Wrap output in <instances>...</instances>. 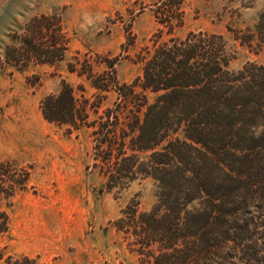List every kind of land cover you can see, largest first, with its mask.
<instances>
[{
	"label": "rangeland",
	"instance_id": "rangeland-1",
	"mask_svg": "<svg viewBox=\"0 0 264 264\" xmlns=\"http://www.w3.org/2000/svg\"><path fill=\"white\" fill-rule=\"evenodd\" d=\"M263 15L264 0H0V163L9 180L29 175L24 189L0 200L10 216V229L0 237V264L24 258L33 264H147L136 252V237L119 230L118 221L134 210L150 212L158 184L140 176L109 189L96 158L95 128L48 122L42 101L68 84L93 124L116 108L118 94L96 89L70 72L71 65L91 62L102 74L115 61L118 82L132 84L143 77L142 59L150 50L191 33L223 36L232 72L264 67L257 28ZM42 16L58 21L63 60L16 65L7 51ZM147 94L153 102L155 94ZM257 215L262 227L257 244H250L252 264H264V205Z\"/></svg>",
	"mask_w": 264,
	"mask_h": 264
},
{
	"label": "trees",
	"instance_id": "trees-1",
	"mask_svg": "<svg viewBox=\"0 0 264 264\" xmlns=\"http://www.w3.org/2000/svg\"><path fill=\"white\" fill-rule=\"evenodd\" d=\"M31 23L6 57L16 65L61 62L58 21L42 16ZM257 28L264 41V15ZM227 47L223 36L204 32L173 39L149 51L143 77L132 84L118 82L115 61L102 74L91 62L71 65L70 72L96 89L118 94L116 108L93 124L68 84L42 101L48 122L95 128L96 158L109 189L140 176L158 184L150 212L134 210L118 221L119 230L136 237V252L147 264L255 262L250 244L258 242L257 209L264 205V67L230 71ZM2 167L0 200L13 198L29 179L9 180ZM9 229L10 216L0 210V237ZM23 261L33 264L29 258L13 264Z\"/></svg>",
	"mask_w": 264,
	"mask_h": 264
}]
</instances>
